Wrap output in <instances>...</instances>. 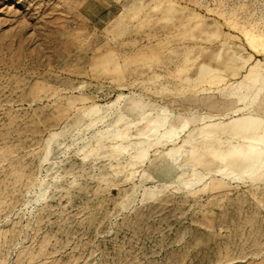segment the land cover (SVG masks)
Listing matches in <instances>:
<instances>
[{
  "label": "rangeland",
  "instance_id": "rangeland-1",
  "mask_svg": "<svg viewBox=\"0 0 264 264\" xmlns=\"http://www.w3.org/2000/svg\"><path fill=\"white\" fill-rule=\"evenodd\" d=\"M249 33L264 0H0V264H264V178L165 142L134 162L146 125L113 104L230 118Z\"/></svg>",
  "mask_w": 264,
  "mask_h": 264
},
{
  "label": "bare ground",
  "instance_id": "bare-ground-1",
  "mask_svg": "<svg viewBox=\"0 0 264 264\" xmlns=\"http://www.w3.org/2000/svg\"><path fill=\"white\" fill-rule=\"evenodd\" d=\"M245 37L249 49L260 55L261 49H264V36L249 33L245 34ZM249 60H244L245 64L249 65L248 73L244 78L245 83L238 84L236 90L254 88L255 91L252 94H246L243 98L244 101L249 99L251 103H245L241 108L232 103L225 104L231 114L228 119L218 118L220 116L218 114L207 117L198 112L177 116H170L163 112L152 117L147 114L148 106L142 100L119 95L113 104L125 101L124 112L136 116L135 123H144L147 129L146 132L139 133L144 140L129 145L136 151L131 159L134 162H144L148 158L151 147L165 142L172 145L167 156L174 162L184 156L185 147L190 146L186 160L200 163L202 157L209 154L214 160L224 165V168L219 171L224 178L236 174L238 177L263 179L264 62L258 60L255 64H250ZM203 71L205 76L210 77L215 70L211 66H205ZM120 118H123V112ZM186 131H190L189 139H182L181 133ZM193 133H196L195 136H192ZM127 138V134L119 130L99 131L95 135V149L105 148L108 141H114L111 144L114 151H127V147L119 142ZM197 141L199 144H196ZM180 143L182 144L179 145Z\"/></svg>",
  "mask_w": 264,
  "mask_h": 264
}]
</instances>
